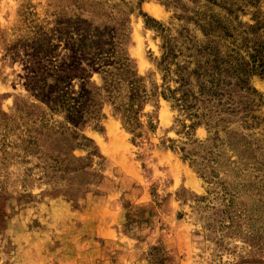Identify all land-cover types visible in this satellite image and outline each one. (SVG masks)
<instances>
[{
	"label": "rangeland",
	"instance_id": "rangeland-1",
	"mask_svg": "<svg viewBox=\"0 0 264 264\" xmlns=\"http://www.w3.org/2000/svg\"><path fill=\"white\" fill-rule=\"evenodd\" d=\"M263 70L264 0H0V264H264Z\"/></svg>",
	"mask_w": 264,
	"mask_h": 264
},
{
	"label": "trees",
	"instance_id": "trees-1",
	"mask_svg": "<svg viewBox=\"0 0 264 264\" xmlns=\"http://www.w3.org/2000/svg\"><path fill=\"white\" fill-rule=\"evenodd\" d=\"M121 62H122V61H121ZM121 62H120V63H121ZM121 66H122V69L125 70V64H124V63H121ZM243 69H245V68L243 67ZM263 71H264V70H263ZM126 119H127V121L129 122V124L131 125V124H132V117H131V116H127Z\"/></svg>",
	"mask_w": 264,
	"mask_h": 264
},
{
	"label": "bare ground",
	"instance_id": "bare-ground-1",
	"mask_svg": "<svg viewBox=\"0 0 264 264\" xmlns=\"http://www.w3.org/2000/svg\"><path fill=\"white\" fill-rule=\"evenodd\" d=\"M135 39H136V43H138L139 38L136 37ZM138 47H139V46H137V49H138ZM137 49H135L134 47L132 48V52H133V53H136V55H137Z\"/></svg>",
	"mask_w": 264,
	"mask_h": 264
}]
</instances>
